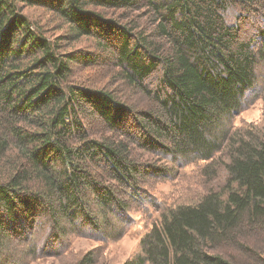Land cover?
<instances>
[{
    "label": "trees",
    "instance_id": "16d2710c",
    "mask_svg": "<svg viewBox=\"0 0 264 264\" xmlns=\"http://www.w3.org/2000/svg\"><path fill=\"white\" fill-rule=\"evenodd\" d=\"M252 11L264 20V0H0L2 264L44 256L45 225L64 257L70 233L106 246L138 213L149 226L123 264H264V115L252 128L232 116L264 62V23L243 35ZM83 38L101 54L76 48ZM97 63L107 88L81 73ZM138 93L155 104L142 118L122 100ZM139 151L180 167L149 182L161 165ZM99 261L93 250L71 264Z\"/></svg>",
    "mask_w": 264,
    "mask_h": 264
},
{
    "label": "rangeland",
    "instance_id": "374dc122",
    "mask_svg": "<svg viewBox=\"0 0 264 264\" xmlns=\"http://www.w3.org/2000/svg\"><path fill=\"white\" fill-rule=\"evenodd\" d=\"M26 12H30L34 16L39 15V14L46 15V11L44 8L28 9ZM113 14H110V12L108 13V15L110 16H114ZM244 16L245 17L243 20H244L245 29L243 31V35L246 36V33H248L249 35H254L257 32V27L263 25L264 20H262V18L259 16V14L256 11H252L249 13L247 12L245 13ZM76 48H90L93 50V52L96 55L101 54V52H99V50L95 48V46L92 44V40L89 38H83L79 43L76 44ZM81 69H82L81 73L84 72L85 75H88L89 77H92V78L94 77L91 80V82L89 81V85L96 86V87H104V88H107L108 85H110L108 82L110 75H109V71L107 70V65L97 63L93 66H89L87 68H81ZM256 70H257V84L251 87L250 89H248L244 93L243 95L244 100L242 101L243 108L241 109V112L236 114V116L232 115L233 117H235V120H236L235 125H238L241 127L247 126L248 128H252L254 125L261 123L263 120V115H264V95H263V92H264V62L260 63L259 67ZM153 84L154 83H152L151 86H154ZM122 100L125 105L131 108V110L133 111V114L136 113V116L138 118L143 117V112H142L143 110H152L155 106V104L151 101L149 97H146L144 94H141V93H138V95L134 97L130 95L125 96ZM93 123L96 125L95 132L99 134L100 133L99 128L103 124L102 120L97 116L96 118H94ZM103 130L106 131L105 128H103ZM143 130H144L143 127H139L137 125L133 128V132H136L137 135L138 133H142ZM139 153H141L142 157L146 159L147 161L155 162L157 165H161V168L158 169L157 171H152V172L150 171L149 173H147L145 177L149 182L156 183L158 181V178L170 177L176 172V169H179L180 167L179 166L180 164H178L177 162H172L171 158H169L166 154L158 155L156 153H152L150 156L148 152L144 153L142 151H139ZM156 156H158V158H156ZM98 162L100 163V166L105 165V161L102 158H100ZM184 174L186 175V172ZM175 180L178 186L188 185V183L185 182V180L184 181L181 180L180 176H178ZM170 187H172V184H169L167 182H165L162 186L157 187L156 190L154 189V187H150V186L142 187L141 191L144 193L139 192L141 196L139 195L138 198H136L137 200L136 202L134 200L131 203L135 205L136 207L135 203H138L139 205L143 204V201L141 200L143 197L146 198V194L153 195L155 193L158 195L159 189L163 188L164 190H166L167 188H170ZM151 203L154 204L156 208H159V209L160 207L166 208V205L161 206L162 204L157 200H154V202L152 201ZM152 208H154V206H152ZM132 212H135V211L132 210ZM148 224H149V220L145 219V217L141 213H138L136 227L132 228L130 233H127L123 237H120L118 240L112 243H109L106 246H103V245L100 246L101 244L100 241L92 237H88V234L86 232H82L81 235L77 233H70V235L67 238V242H66V244H68V247L64 250L65 253L68 252L69 254L65 255L64 257L62 256L63 258L60 257L61 250L63 248L61 249V246L57 247L56 243H54L53 246H51V244H49L50 242L49 243L47 242L49 241V239H46V237L48 236L47 234L48 227L45 225L43 230L36 232L35 239L39 241L38 243L40 245L37 244L36 240L34 241V244H36L38 248L36 251L40 252L44 256L34 257V260L32 262L30 261V263L32 264H71L75 260L79 259L83 254H86L87 252L94 250L96 253H98V259L100 260L99 263L104 261L107 264H123L127 259L134 258L140 254V251H141L140 239H141V236L147 230L149 226ZM13 245L19 246L18 243L13 244ZM21 246L22 248H24L25 251L27 252L29 251V254H30L29 257L33 256V250H32L33 246H30L31 250L26 243L21 244ZM1 250H2L1 251L2 253L8 252L7 248H3ZM56 251L57 252L59 251L60 253L59 256L54 255ZM0 264H2V260L0 261ZM3 264H6V263H3ZM7 264H21V263L19 259L16 258V259H11Z\"/></svg>",
    "mask_w": 264,
    "mask_h": 264
}]
</instances>
